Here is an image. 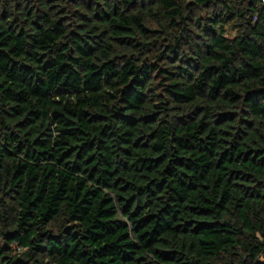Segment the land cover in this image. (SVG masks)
I'll return each mask as SVG.
<instances>
[{"label":"trees","instance_id":"1","mask_svg":"<svg viewBox=\"0 0 264 264\" xmlns=\"http://www.w3.org/2000/svg\"><path fill=\"white\" fill-rule=\"evenodd\" d=\"M263 252L264 2L0 0V264Z\"/></svg>","mask_w":264,"mask_h":264},{"label":"built area","instance_id":"2","mask_svg":"<svg viewBox=\"0 0 264 264\" xmlns=\"http://www.w3.org/2000/svg\"><path fill=\"white\" fill-rule=\"evenodd\" d=\"M260 2H264V0H258ZM262 259H264V252L261 254Z\"/></svg>","mask_w":264,"mask_h":264},{"label":"rangeland","instance_id":"3","mask_svg":"<svg viewBox=\"0 0 264 264\" xmlns=\"http://www.w3.org/2000/svg\"><path fill=\"white\" fill-rule=\"evenodd\" d=\"M229 36H230V37L234 36V33H231Z\"/></svg>","mask_w":264,"mask_h":264}]
</instances>
